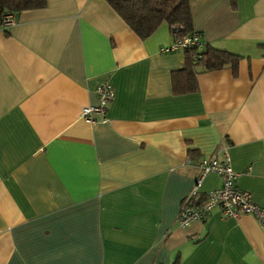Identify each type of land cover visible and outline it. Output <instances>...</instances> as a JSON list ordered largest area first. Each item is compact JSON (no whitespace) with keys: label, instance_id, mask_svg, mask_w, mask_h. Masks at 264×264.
<instances>
[{"label":"crops","instance_id":"obj_1","mask_svg":"<svg viewBox=\"0 0 264 264\" xmlns=\"http://www.w3.org/2000/svg\"><path fill=\"white\" fill-rule=\"evenodd\" d=\"M190 3L205 47L241 56L236 71L176 81L187 62L163 51L171 26L144 39L107 0L12 12L0 30V264H264L252 214L178 223L200 162L224 153L264 207V0ZM103 81L114 101L82 118ZM221 185L210 172L200 192Z\"/></svg>","mask_w":264,"mask_h":264},{"label":"built area","instance_id":"obj_2","mask_svg":"<svg viewBox=\"0 0 264 264\" xmlns=\"http://www.w3.org/2000/svg\"><path fill=\"white\" fill-rule=\"evenodd\" d=\"M16 20L14 13H3L0 15V30L15 24ZM204 45L200 33L194 31L184 39L175 41L171 47L164 48L163 51L170 52L192 46L202 49ZM97 93L99 105L83 106L81 108L82 118L92 120L95 113L106 114L108 106L116 97V89L108 81H103L98 85ZM199 166L202 171L201 176L184 200L178 216V223L182 227H186L194 221L207 219L213 211L219 209L224 216L230 218H238L242 213L252 214L257 218L264 231V207L254 202L249 191L242 190L236 185L239 173L234 170L230 156L224 153L222 157L214 155L204 158ZM210 172L217 173L222 177V185L203 196L200 192L202 181L205 175Z\"/></svg>","mask_w":264,"mask_h":264},{"label":"trees","instance_id":"obj_3","mask_svg":"<svg viewBox=\"0 0 264 264\" xmlns=\"http://www.w3.org/2000/svg\"><path fill=\"white\" fill-rule=\"evenodd\" d=\"M107 1L144 39L151 36L165 22L171 26L175 41L184 39L194 32L190 0ZM45 3L46 0H0V15L5 12H17L44 6ZM183 50L186 54L187 66L174 73L176 81H178V74L181 73H187L190 77L195 76L194 70L199 66L205 70H215L231 65L236 71L241 59L238 54L211 46L205 47V45L202 49L192 46ZM173 264H180L179 258Z\"/></svg>","mask_w":264,"mask_h":264}]
</instances>
